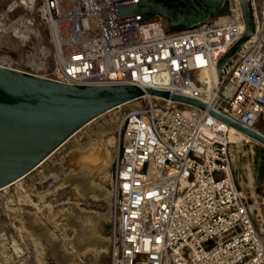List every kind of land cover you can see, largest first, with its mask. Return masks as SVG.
Segmentation results:
<instances>
[{
  "label": "built area",
  "instance_id": "obj_1",
  "mask_svg": "<svg viewBox=\"0 0 264 264\" xmlns=\"http://www.w3.org/2000/svg\"><path fill=\"white\" fill-rule=\"evenodd\" d=\"M120 1L32 0L53 59L43 76L175 92L264 134L255 101L264 104V0H249L254 34L223 74L219 59L245 31L238 0L190 28L159 16L121 20ZM133 102L115 129L110 264H264L230 151L235 128L186 102L146 93Z\"/></svg>",
  "mask_w": 264,
  "mask_h": 264
},
{
  "label": "rangeland",
  "instance_id": "obj_2",
  "mask_svg": "<svg viewBox=\"0 0 264 264\" xmlns=\"http://www.w3.org/2000/svg\"><path fill=\"white\" fill-rule=\"evenodd\" d=\"M16 2L18 0H0V64L43 76L51 69L53 59L48 30L39 15V4L31 9L28 5L15 6ZM10 7H14L13 10H9ZM13 27L24 32L27 38L13 35ZM133 105L134 102L124 109ZM122 111L114 109L94 121L92 119L90 124L89 121L86 127L79 128L66 139L65 144L58 146L43 165L34 167L18 183L0 191V264H110L109 221L116 125L105 134L101 129L108 122L117 123ZM75 143L82 146L92 143L102 158L91 165L71 161ZM231 149L232 156L237 152L240 154L234 165L235 174L239 185L243 181L240 186L264 239V162L258 184L248 187L250 147L244 143L233 145ZM70 174L89 176L86 178L92 184L101 185L110 195L92 197V193H82L71 183ZM65 176L69 177L68 183L59 185ZM22 192L26 198H18ZM104 217L109 220L108 230L101 227ZM96 230L108 237L104 247L89 245L100 240ZM85 244L88 245L82 247Z\"/></svg>",
  "mask_w": 264,
  "mask_h": 264
},
{
  "label": "water",
  "instance_id": "obj_3",
  "mask_svg": "<svg viewBox=\"0 0 264 264\" xmlns=\"http://www.w3.org/2000/svg\"><path fill=\"white\" fill-rule=\"evenodd\" d=\"M245 31L219 59L224 64L254 34L249 0H238ZM224 0H122L121 20L161 17L173 28H190L226 11ZM186 102L207 110L257 142L255 184L264 157V134L215 111L205 103L175 92L136 84L75 85L0 65V188L22 177L52 153L75 131L103 112L143 94ZM264 108V104L255 100Z\"/></svg>",
  "mask_w": 264,
  "mask_h": 264
},
{
  "label": "bare ground",
  "instance_id": "obj_4",
  "mask_svg": "<svg viewBox=\"0 0 264 264\" xmlns=\"http://www.w3.org/2000/svg\"><path fill=\"white\" fill-rule=\"evenodd\" d=\"M22 1H24V0H22ZM31 2H32V0H30ZM34 2H32L31 4H26V6L28 5V7L29 8H31V9H34V7H35V4H33ZM11 31H13V35L15 34V36H18V37H21L22 39H26L27 38V35L24 33V32H22V31H19L18 29H17V27H13V29L11 30ZM251 38V37H250ZM0 65H2V64H0ZM2 66H5V65H2ZM6 67H10V68H12L11 66H6ZM13 68H15V67H13ZM17 69V68H16ZM18 70H20V69H18ZM21 71H23V70H21ZM44 77V76H43ZM157 95H154V98L155 99H157ZM133 102V100H131V101H129V102H125V103H122V104H120V105H118V106H115L114 108H111L110 110H107V111H105V112H103L102 114H100L99 116H97V117H100V116H102V115H104V114H106V113H108V112H111L112 110H114V109H121V108H124L125 106H127L128 104H130V103H132ZM96 119V118H95ZM95 119H93L92 121H94ZM92 121H90L88 124H90ZM88 124H85V126H82L79 130H81L83 127H86ZM114 125H116V127H117V123H115L114 124V122H112V123H110V122H108V124L104 127V128H102L101 130V133L102 134H105V133H107V132H111L112 130H113V128H114ZM114 129H116V128H114ZM98 132H100V131H98ZM77 132H75V134H76ZM74 134V135H75ZM100 134V133H99ZM73 135V136H74ZM101 135V134H100ZM72 137V136H71ZM229 137H230V141H231V147L233 146V145H238V146H240L241 144H243L242 142H250V143H257L256 141H254V140H252L250 137H248L247 135H245L244 133H242V132H240V131H238V130H235V129H231L230 130V133H229ZM109 140V139H108ZM68 140H66L65 142H63V144H65L66 142H67ZM105 141V140H104ZM110 141V140H109ZM111 141H112V139H111ZM108 143V142H107ZM63 144H61L60 145V147L63 145ZM76 144V143H75ZM83 145V144H82ZM81 144L80 145H73L74 147H75V149H74V153H73V155L71 156V161H75V160H78V161H80L81 163H83V164H85V165H91V164H94V163H97L98 161H100V159L102 158L101 156H103V155H101L100 154V151H98V150H95L94 149V146H93V144L92 143H89V145H87L86 146V143L84 144L85 146H82ZM103 146V145H102ZM106 146H108V145H106ZM230 147V148H231ZM56 149H58V148H56ZM56 149L52 152V153H50L48 156H46L37 166H35V168L34 169H36V168H38V167H40L41 165H43L44 163H45V161L46 160H48L51 156H52V154L56 151ZM102 150V149H101ZM103 151V150H102ZM230 151H231V149H230ZM71 152V151H70ZM255 152V151H254ZM106 154V153H105ZM109 155V154H108ZM111 155V154H110ZM114 157V156H113ZM233 157V156H232ZM105 158V157H104ZM69 159V158H68ZM109 160V159H108ZM105 162V161H104ZM109 162V161H108ZM79 165V164H78ZM81 165V164H80ZM96 165V164H95ZM97 166H98V164H97ZM90 168H91V166H90ZM57 170V169H56ZM63 171V170H62ZM252 171V170H251ZM81 173V172H80ZM72 174H74V173H72ZM72 174H70V175H68L69 177H71L70 179H72V181L73 182H71V183H74L75 185L74 186H76V188H78L82 193H92V197H99V195H103V196H109L110 195V192H108L106 189H102V187H101V185H99V184H92V182H90L87 178H89V176L86 178L85 177V175L84 174H82V175H80V177H77V176H75L74 177V175H72ZM67 175V174H66ZM68 176H65L64 178H62L61 179V182L59 183V185H63L66 181H67V178H68V180H69V177ZM22 178H23V176H22ZM21 177L20 178H18V179H16L15 181H13V182H11V183H9V184H7V185H5V186H3L2 188H0V191L1 190H5V189H7V187H10L11 185H15L16 183H18L21 179H22ZM66 183H68V182H66ZM70 183V184H71ZM253 184H255V182H254V177H253V174L250 172V174H249V176H248V182H247V186L248 187H252L253 186ZM20 185V184H19ZM72 185V184H71ZM15 187V189H17L18 188V185L17 186H14ZM244 191V190H243ZM24 194V195H23ZM26 195H25V193L24 192H22L21 194L19 193V195H18V198L19 197H25ZM11 198V197H10ZM9 198V199H10ZM26 198V197H25ZM251 206H249L248 205V210H249V212H250V214H251V217H252V219H253V221H254V224H255V226H256V229H257V231H258V227H257V222H256V218H255V216L253 215V213H252V211H251ZM110 212H111V210H110ZM78 214H80V213H78ZM80 215H82V214H80ZM86 215V214H85ZM84 215V216H85ZM84 216H83V220H84ZM108 218L107 217H104V219H101V227L104 229V230H108ZM73 222V221H72ZM110 222V221H109ZM78 225V224H77ZM89 228V227H88ZM259 232V231H258ZM95 233L96 234H98L99 236H100V240L99 241H96V242H93V244H89V245H95L96 247H104L105 245H106V239H108V237H106V235H103V233H101L100 231L98 232L97 230L95 231ZM260 234V233H259ZM261 236V235H260ZM261 238H262V236H261ZM81 239V238H80ZM262 241L264 242V239L262 238ZM89 243V242H88ZM91 243V242H90ZM86 245H88V244H85L84 246H82V247H86ZM95 247V248H96Z\"/></svg>",
  "mask_w": 264,
  "mask_h": 264
},
{
  "label": "flooded vegetation",
  "instance_id": "obj_5",
  "mask_svg": "<svg viewBox=\"0 0 264 264\" xmlns=\"http://www.w3.org/2000/svg\"><path fill=\"white\" fill-rule=\"evenodd\" d=\"M244 143L249 145V147H250L249 152L251 154V162L249 163L250 168H249V172L247 174V178H248V175L250 174V172L253 174V177H254V174H255V163H256V153L254 151H255L256 146L258 144L257 143H250L249 141L248 142H244ZM235 150H238V149L236 148ZM239 152H241V148H240ZM239 152H237V153H235V155H233V163H234V165L237 164L238 160L240 159ZM263 162H264V157H263V161H262V164H261V167H260V171H259L258 182H259V179H260V173H261V168H262ZM254 182H255V180H254ZM242 184H243V181L240 182V185H242ZM246 185H247V183H246Z\"/></svg>",
  "mask_w": 264,
  "mask_h": 264
},
{
  "label": "crops",
  "instance_id": "obj_6",
  "mask_svg": "<svg viewBox=\"0 0 264 264\" xmlns=\"http://www.w3.org/2000/svg\"><path fill=\"white\" fill-rule=\"evenodd\" d=\"M97 249V248H96Z\"/></svg>",
  "mask_w": 264,
  "mask_h": 264
}]
</instances>
